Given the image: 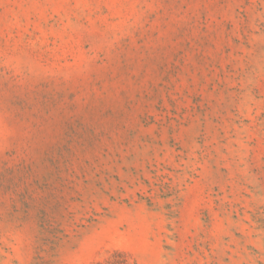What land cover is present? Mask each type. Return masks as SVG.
Masks as SVG:
<instances>
[{
  "label": "rangeland",
  "instance_id": "1",
  "mask_svg": "<svg viewBox=\"0 0 264 264\" xmlns=\"http://www.w3.org/2000/svg\"><path fill=\"white\" fill-rule=\"evenodd\" d=\"M0 264H264V0H0Z\"/></svg>",
  "mask_w": 264,
  "mask_h": 264
}]
</instances>
